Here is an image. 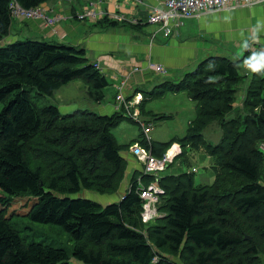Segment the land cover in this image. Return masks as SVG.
Masks as SVG:
<instances>
[{"label": "trees", "instance_id": "16d2710c", "mask_svg": "<svg viewBox=\"0 0 264 264\" xmlns=\"http://www.w3.org/2000/svg\"><path fill=\"white\" fill-rule=\"evenodd\" d=\"M16 1L32 8L48 0ZM11 2L0 0V40L11 35ZM139 26L142 20L134 24ZM32 38L18 36L0 46V188L11 194L30 191L37 202L26 216L61 225L74 249L70 254L28 243L6 215L10 201L0 196V264H264L263 67L246 75L244 59L210 52L178 82L164 78L151 91H139V119L125 108L65 112L40 103L75 80L86 83L89 98L101 103L110 82L82 46ZM240 83H247L245 104L232 115ZM183 92L195 103L186 135L156 141L145 133L135 142L158 157L177 142L182 149L177 157L187 165L188 148L203 150L214 160V181L196 184L194 170L162 176L158 206L163 214L144 228L139 180L147 185L152 175L135 171L118 202L87 197L84 191L116 192L124 178L126 143L115 129L124 121L142 125L146 115L171 118L148 104ZM216 120L222 138L213 144L203 131Z\"/></svg>", "mask_w": 264, "mask_h": 264}, {"label": "crops", "instance_id": "0c3cea01", "mask_svg": "<svg viewBox=\"0 0 264 264\" xmlns=\"http://www.w3.org/2000/svg\"><path fill=\"white\" fill-rule=\"evenodd\" d=\"M102 1L48 0L43 3L47 14L51 17L61 15L59 20L50 25H45L43 19L18 20L26 29L20 32L11 29V35L7 37V40L17 39L22 32H26L38 39L85 48L87 57L100 63L108 80L111 77L114 79L113 83L109 80L113 97L109 99L106 95L103 102L95 103L93 100L94 103L90 104L91 109L100 113L115 111L117 86L123 80H127L128 92L141 89L149 81L158 85L164 78L177 80L186 67L195 65L198 59L210 52L241 58L247 51L249 54L245 59L250 65L246 66L249 70L246 75L257 67L264 68V5L208 11L200 16L185 18L178 32L167 38L158 25L148 21V7L163 0H105L103 4ZM93 2L107 12L105 18L100 21L80 18L79 15ZM115 14L123 16L124 20H117ZM134 18L143 21L139 30L133 28L136 24ZM149 61L161 63L167 68L160 81H154L149 74L155 72L147 68ZM65 90L88 95L87 84L81 80L62 86L54 94L60 96ZM138 97H141L140 92ZM65 102L66 99H63L62 104H58L65 112L81 107L78 102L72 106ZM221 138L222 130L219 141Z\"/></svg>", "mask_w": 264, "mask_h": 264}, {"label": "rangeland", "instance_id": "374dc122", "mask_svg": "<svg viewBox=\"0 0 264 264\" xmlns=\"http://www.w3.org/2000/svg\"><path fill=\"white\" fill-rule=\"evenodd\" d=\"M103 2H105V0L102 1V4ZM27 20H23V21L25 22ZM133 28L135 30H139L136 27H133ZM11 29L14 32H20L26 28L23 26L21 22L15 19L13 20ZM135 32L138 33L139 31H135ZM32 37L33 36L31 35H27L26 32H22L21 35H19V39H30V38L34 39ZM167 38H170V37H167ZM6 40L7 38L4 39V41ZM4 41L0 42V46L4 45ZM262 51L264 53V49ZM248 54L249 53L246 51V55H243L241 59L243 60L247 58ZM223 55H228V54H223ZM228 56H230L231 58H240V57H232L233 54H229ZM235 56L237 55L235 54ZM200 60L201 58L198 59L195 65H192V66L195 67L200 62ZM248 65H250V62H247L245 59L242 62L243 72L249 71L247 70V67H246ZM192 66L186 67L184 71L182 72V75L184 72L190 70ZM149 74L152 75L150 76L154 78V81H160V79H162L164 76L163 74L158 73V72H153V73L149 72ZM181 76H179L178 79ZM109 80L111 83H113L114 79L113 77H111L109 78ZM178 81L179 80H175V82H178ZM125 86H127V83ZM154 86L155 84L149 81L146 84L142 85L141 89H137L135 91L131 90L130 92L125 90V94L132 93L131 94L132 97L130 100H133V99L137 100V98H139L138 97L139 91L146 90L149 92L154 88ZM241 86H242V90L237 96V100L235 103L236 107L233 110L232 115H234V113L238 114L239 112L243 111V107H244L243 104H245L243 99L245 98V90H246L247 83ZM113 94H114L113 88L110 85L106 89V95L109 96V99H110L111 97H113ZM63 99H66L65 104H68V106H72L73 104L78 102L81 108L83 107V108H89V109H90L91 102H93V100L89 98L88 95H82L81 93H79V91L65 90V92H63L62 95L60 96L58 95V93L53 94L52 96H46V98L42 100L40 104L43 105L47 103H52V104L58 105L59 103L62 104ZM71 101H74V102H71ZM115 105L116 104H114V108H115ZM2 107H3V104L1 103L0 111L2 110ZM148 108L152 109L156 113H166V114L171 115L172 117L167 118V119H161V118H154V116H151V115L141 116L140 120H144L145 126L143 124L140 125V123H134V122H129V121L122 122L115 129V134L121 143H126L124 149L122 150V154L124 155L127 161L124 174H123L124 178L121 184H119L120 186L118 185L116 192L98 194V193H93L89 191H84L85 192L84 194L87 197L89 196V198L96 200L97 202H100L102 204H106L110 202H118L122 198V196L126 193V191L129 190L130 185H131V178L133 174L135 173V171L136 172L143 171L144 169V162L142 158L135 155L132 150V147L136 143L135 141L138 138L140 139L145 136L146 129H148L149 135L152 137V139L156 141H167L174 136L183 137L187 133L190 121L195 116V103L192 100H190L188 96L186 95V93L184 92L178 93V94H173V93L165 94L163 97L156 99L153 102H150L148 104ZM256 110L260 111V108H257ZM241 116H242V113H241ZM217 123H219V121L217 120L214 121L209 126H207L205 130L203 131L205 138L213 144L218 143L221 137L222 128H221L220 123L218 124V126H216ZM130 141L133 143L131 146L130 144H128ZM125 148L127 149V151H124ZM170 149H172L170 150L172 151V156L173 157L175 155L176 156L172 164L169 167H167L164 172L160 174V177L167 175V174H174V173L176 174V173H181V172L192 171L193 168H195L194 171H195L196 184L212 183L214 181L215 175L211 167L212 158L208 154H206L203 150L188 148V151H189L188 159H189L190 164L187 165L186 162L184 163L181 162V159H182L181 157H177L180 155L179 152L182 151L180 145L177 142L173 143ZM0 196L6 197V199L10 201V203L6 206V215L11 217V221L13 225L19 229L23 238L28 243L40 242L43 244L54 246L56 248L65 249L70 254H72L73 249H74L72 236L69 233H67L62 228L61 225L33 221L29 217L26 216V213L30 210L31 206L35 202H37V198L30 191L11 194V193L6 192L2 188H0ZM2 206L3 205H1V207ZM160 211L161 210H159V206H158V213ZM162 214L163 213L161 212V215ZM140 216H142V210H141ZM140 224H142V226L140 225L142 228L148 226L146 225V223H144V220H142V223L140 222ZM176 259L181 263L180 259L178 258ZM74 260L75 259H73V261Z\"/></svg>", "mask_w": 264, "mask_h": 264}, {"label": "built area", "instance_id": "2783aa9c", "mask_svg": "<svg viewBox=\"0 0 264 264\" xmlns=\"http://www.w3.org/2000/svg\"><path fill=\"white\" fill-rule=\"evenodd\" d=\"M258 5H264V0H163L158 5L148 7V21L158 25L165 37H171L178 32V28L185 18L200 16L202 13L208 11L237 7H254ZM10 9L14 20L43 19L45 25H50L62 17L61 15H56L54 17L48 16L47 10L43 4L32 8H26L16 0H12ZM106 13L107 12L103 8L97 6V4L93 2L90 6L85 8L79 17L97 21L103 18ZM115 16L118 20L124 19L123 16L118 14H115ZM133 22L138 23L140 20L134 18ZM147 68L153 69L161 74L167 73V68L161 63L149 61ZM126 81L127 80H123L122 83L117 86L118 93L116 95L115 110L119 111L125 108L128 115H130L129 112H132L131 115L139 119L140 110L137 108V105L140 98H137V100H129L126 97ZM143 125L145 126L144 123ZM146 136L151 140L148 129H146ZM172 149H169L162 156L158 157L152 152V149H147L139 142H136L132 147L133 153L141 157L144 162V174L153 176V180L148 185L143 184V182L139 180V191L143 202L141 217L146 224L161 215L158 213V204L160 203V197L161 194L164 193V189L160 184V174L174 161L176 155L174 157L172 156V151H170ZM193 170H195V168H193Z\"/></svg>", "mask_w": 264, "mask_h": 264}, {"label": "water", "instance_id": "95a60500", "mask_svg": "<svg viewBox=\"0 0 264 264\" xmlns=\"http://www.w3.org/2000/svg\"><path fill=\"white\" fill-rule=\"evenodd\" d=\"M246 238H250L249 236H246Z\"/></svg>", "mask_w": 264, "mask_h": 264}]
</instances>
